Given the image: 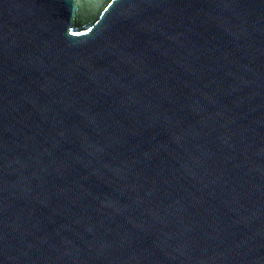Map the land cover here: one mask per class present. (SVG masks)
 Returning <instances> with one entry per match:
<instances>
[{"label": "water", "instance_id": "95a60500", "mask_svg": "<svg viewBox=\"0 0 264 264\" xmlns=\"http://www.w3.org/2000/svg\"><path fill=\"white\" fill-rule=\"evenodd\" d=\"M0 264H264V0H0Z\"/></svg>", "mask_w": 264, "mask_h": 264}]
</instances>
